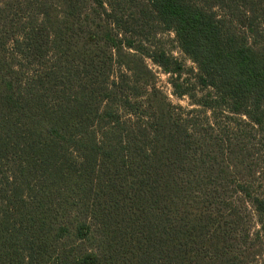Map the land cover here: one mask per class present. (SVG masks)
Masks as SVG:
<instances>
[{
    "label": "trees",
    "instance_id": "16d2710c",
    "mask_svg": "<svg viewBox=\"0 0 264 264\" xmlns=\"http://www.w3.org/2000/svg\"><path fill=\"white\" fill-rule=\"evenodd\" d=\"M145 3L124 18L105 0H0V264H247L264 196L232 177L242 137L264 139V0ZM147 14L202 95L176 58L147 56L204 122L124 35Z\"/></svg>",
    "mask_w": 264,
    "mask_h": 264
},
{
    "label": "rangeland",
    "instance_id": "374dc122",
    "mask_svg": "<svg viewBox=\"0 0 264 264\" xmlns=\"http://www.w3.org/2000/svg\"><path fill=\"white\" fill-rule=\"evenodd\" d=\"M112 3L114 7V14L126 15L131 11H139L145 9V0H105ZM134 31V30H131ZM126 37L131 38L137 48V53L144 58L148 66L153 70L156 76V85L168 97V99L175 105L182 107V112L189 117H195L197 123H202L210 115V111H205L202 107L192 102L188 95L182 97L174 93V86L172 84V74L165 72L162 67L152 61L147 55L153 51L165 52L176 58L184 65V73L182 79L189 78L188 82H184V87L195 93L196 97L202 95L201 88L196 85L194 74L197 71L196 65L191 61L186 54L182 52L176 40L173 31L164 30L157 23L151 14H147L143 25L135 29V32H125ZM134 51H136L134 49ZM119 66H115L116 73L119 72ZM194 110V111H191ZM191 111V112H190ZM248 132V129H246ZM258 136H254V134ZM252 136L247 135L242 137L243 151L242 155L238 157V161L234 169L233 179L237 182L247 183L248 192L253 195L261 194L264 196V139L258 132H254ZM252 232L255 233L261 229L259 235L254 237L250 248L247 249L250 256L247 264H264V213L257 212L252 207ZM255 253V255H254Z\"/></svg>",
    "mask_w": 264,
    "mask_h": 264
}]
</instances>
